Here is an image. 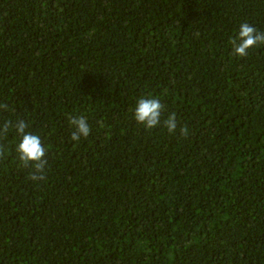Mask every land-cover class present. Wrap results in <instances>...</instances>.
Listing matches in <instances>:
<instances>
[{
    "label": "trees",
    "instance_id": "obj_1",
    "mask_svg": "<svg viewBox=\"0 0 264 264\" xmlns=\"http://www.w3.org/2000/svg\"><path fill=\"white\" fill-rule=\"evenodd\" d=\"M264 0H0V264H264ZM153 94L175 132L133 118ZM73 116L90 134L70 139Z\"/></svg>",
    "mask_w": 264,
    "mask_h": 264
},
{
    "label": "clouds",
    "instance_id": "obj_2",
    "mask_svg": "<svg viewBox=\"0 0 264 264\" xmlns=\"http://www.w3.org/2000/svg\"><path fill=\"white\" fill-rule=\"evenodd\" d=\"M229 42L235 56L246 57L249 48L264 43V32L258 31L247 22H242L235 35L230 37ZM0 108L15 111L9 105H0ZM132 112L134 120L146 129L155 128L161 123L169 132H175L177 129L175 114L171 113L164 118V105L156 95L149 93L137 97ZM69 125L74 129L70 135V139L74 142H78L81 137H87L90 134V126L83 116L71 117ZM29 127L30 124L27 120L17 116L15 119L5 120L0 125V134L6 135L10 131L13 133L14 150L19 160L25 164L33 162L35 171L32 173L31 179L38 180L42 178L41 173L46 163L44 159L46 149L40 135L29 131Z\"/></svg>",
    "mask_w": 264,
    "mask_h": 264
}]
</instances>
